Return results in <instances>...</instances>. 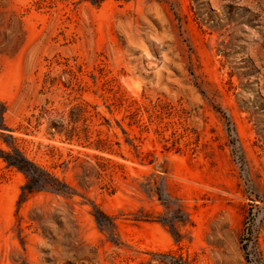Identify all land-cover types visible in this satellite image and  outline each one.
Returning a JSON list of instances; mask_svg holds the SVG:
<instances>
[{
    "label": "rangeland",
    "instance_id": "374dc122",
    "mask_svg": "<svg viewBox=\"0 0 264 264\" xmlns=\"http://www.w3.org/2000/svg\"><path fill=\"white\" fill-rule=\"evenodd\" d=\"M0 264H264V0H0Z\"/></svg>",
    "mask_w": 264,
    "mask_h": 264
},
{
    "label": "trees",
    "instance_id": "16d2710c",
    "mask_svg": "<svg viewBox=\"0 0 264 264\" xmlns=\"http://www.w3.org/2000/svg\"><path fill=\"white\" fill-rule=\"evenodd\" d=\"M9 166H16L19 170L25 172L27 174L28 177H30V175L32 174L30 171L26 170V168H24V166L22 164H20V162H15L12 160L8 161ZM28 190H30V192H33L34 189L31 187H27Z\"/></svg>",
    "mask_w": 264,
    "mask_h": 264
}]
</instances>
